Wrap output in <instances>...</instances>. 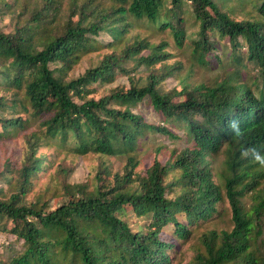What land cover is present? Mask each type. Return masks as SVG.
<instances>
[{
  "label": "trees",
  "instance_id": "1",
  "mask_svg": "<svg viewBox=\"0 0 264 264\" xmlns=\"http://www.w3.org/2000/svg\"><path fill=\"white\" fill-rule=\"evenodd\" d=\"M184 1L121 0L118 6L87 12L84 3L75 21L72 12L49 29L45 20L54 13L50 0H44L23 21L18 11L12 30L0 28V81L4 89L20 92L16 99L0 94V138L24 132L36 121V128L22 134L21 158L6 157L0 164V182L5 185L0 187V216L10 221L7 229L2 224L0 228L20 244L18 249L6 247L10 251L0 264H170L173 237L186 238L190 226L215 215L225 197L232 226L202 234L204 253L197 254L198 263L264 264V164L253 158L264 154V0L256 7L258 16L242 19L233 17L230 0H188L187 18L196 26L190 30L197 36L190 37L194 59L200 64L212 58L220 62L215 52L224 39L235 63L245 60L256 67V92L252 84L235 77L237 70L219 82L184 83L163 91L158 85L178 65L165 62L170 57L166 43L138 38L119 52L103 54L77 77L64 79L92 50L91 35L107 29L113 40L122 42L131 17L169 29L175 43L182 45L188 37L186 19L179 12ZM125 60H131L132 67L148 66L143 85L139 77L129 75ZM119 73L129 75L128 87L116 86L98 98L87 96L93 81L111 82ZM144 103L160 123L133 111ZM232 119L239 121V136L228 126ZM173 127L192 145L174 149L163 163L154 156L142 174L136 172L138 149L147 136L160 132L178 138ZM51 141L69 143L78 155H122L123 170L98 169L90 184L68 182L71 167H62L58 204L48 205L44 192L27 201L33 178L50 162L38 149ZM245 149L246 156L241 154ZM219 151L225 156L222 184L213 180L208 159ZM170 173L172 179L165 180ZM176 185L178 192L167 197ZM245 194L252 199L248 207L242 202ZM129 211L146 222L131 227L121 214ZM178 212L185 222L176 217ZM169 224L172 230L164 232Z\"/></svg>",
  "mask_w": 264,
  "mask_h": 264
},
{
  "label": "rangeland",
  "instance_id": "2",
  "mask_svg": "<svg viewBox=\"0 0 264 264\" xmlns=\"http://www.w3.org/2000/svg\"><path fill=\"white\" fill-rule=\"evenodd\" d=\"M44 0H0V28L4 31H10L13 29L15 16L18 11H22L21 21L26 19L28 15L33 14L34 9L40 7ZM121 0H50L49 5L53 10L54 15L45 20L47 28L52 29L64 20L70 13L72 19L75 21L79 17V10L82 4L86 3L88 6L84 9L86 12L95 8L97 10L102 8H108L110 6L120 5ZM261 0H230L233 4V17L235 19L251 18L258 16L256 7ZM129 0H126L128 3ZM189 1L185 0L183 6H181L179 12L181 16L185 17V29L188 37L184 40L182 45H177L169 29L157 28L153 23H150L145 18H130V25L126 32L122 35V42L113 40L114 36L107 29L99 31L96 34L91 35V39L94 40V46L92 50L83 54L78 61L67 70L64 75V79L77 77L81 74L85 68L95 66L101 56L105 53H109L113 50L119 52L124 44L133 41L134 39H146L151 43H166L164 50L170 53L165 62L169 64L176 63L178 69L173 74L168 75L158 87L165 91L172 87H180L182 84L194 85L200 82L211 84L212 82H219L220 80L230 76L237 70V78L245 81L248 84H252L253 81L257 82L258 79H253L256 76V67L252 64H248L243 60L241 64L235 63L231 59V53L233 52L225 40L219 42L220 47L215 52L219 55L220 62L215 61L213 58L208 64H200L194 59L193 45L190 42V37L197 38L190 30L196 29L194 21L187 18L189 10ZM185 10V13L183 11ZM92 20L93 17L88 15L87 20ZM116 39V38H115ZM120 43V44H119ZM114 44V45H111ZM244 52L245 50L242 49ZM145 52V51H143ZM142 52V53H143ZM139 53H135L133 56L138 57ZM220 63V64H219ZM123 65L130 69L129 75L135 78L139 77V85L145 83L147 75V65L141 64L134 66L131 60H125ZM159 64L156 63L155 66ZM156 66V67H157ZM124 73L117 74L111 82L100 84L93 81L88 87L92 91L87 95L88 97L98 98L99 96L108 93L111 88L116 86H129L128 76ZM260 82V81H259ZM258 82V83H259ZM0 81V94H5L7 98L20 97V92L11 89H4ZM252 89L256 92L254 84ZM133 111H141L146 120L152 123H160L159 116L156 114L150 105L144 103L140 104ZM19 115L26 117L27 113L19 111ZM36 128V121H30L29 126L24 129V132L18 131L15 136L10 138H0V164L6 158L11 160L21 158V152L24 147L22 134L31 131ZM175 131H178V138H172L171 136L161 134L160 132H153L147 136L143 145L139 147L137 157L139 164L135 171L143 173L144 169L151 163L154 156H156L162 163L169 157L171 151L180 150L184 146H191V142L186 140L181 131L177 127H173ZM159 148V151L156 150ZM46 153L47 158L50 160L49 164H45L43 170H41L37 177L33 178V185L31 189L25 194L27 201L33 200L38 193H43L48 201V205L54 206L58 204L62 197L60 195V180L64 177L61 174L62 167H71L69 173L65 176L68 182H79L88 180L90 184L94 183V174L98 169L103 167L111 172L121 173L125 164V157L122 155H100L96 153H86L83 155L76 154L70 147L69 143L63 145H57L51 141L44 143L40 146L37 153ZM224 153L219 151L216 154L208 156L213 180L222 184L221 172L224 168ZM172 179V173L165 177V180ZM264 185V181L262 182ZM5 185L0 182V187ZM179 190V186H172L167 192V197H173ZM244 206L248 207L251 202V196L245 194L242 198ZM218 212L209 218L205 222H200L197 226L193 224L190 226V232L184 239H177L173 237V242L176 243L174 251L170 253V264H199L197 254L204 253V247L201 242L202 234L209 230H215L217 232L226 229L229 230L232 226L231 222V209L228 200L223 198L217 204ZM122 218L131 224V227L135 228L136 224L141 225L146 222V219H140L136 215L129 211L121 213ZM176 217L180 221L185 222V218L182 212H178ZM0 224L4 228L10 226V221L5 216H0ZM4 228H0V259H3L8 255L10 249L6 247L11 246L12 249H18L20 244L17 243L13 236L8 234ZM264 229V226H263ZM164 232H170L172 225L169 224L163 228ZM163 236V234H162ZM264 237V233H263Z\"/></svg>",
  "mask_w": 264,
  "mask_h": 264
},
{
  "label": "clouds",
  "instance_id": "3",
  "mask_svg": "<svg viewBox=\"0 0 264 264\" xmlns=\"http://www.w3.org/2000/svg\"><path fill=\"white\" fill-rule=\"evenodd\" d=\"M228 126L237 136L241 134L240 124L238 120L232 119L231 121L228 122ZM241 154L245 156L248 155V150L246 149L243 150ZM253 158L258 163L264 164V154L256 153Z\"/></svg>",
  "mask_w": 264,
  "mask_h": 264
}]
</instances>
